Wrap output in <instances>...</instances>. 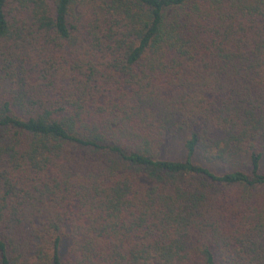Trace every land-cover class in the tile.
I'll return each instance as SVG.
<instances>
[{
  "label": "trees",
  "instance_id": "16d2710c",
  "mask_svg": "<svg viewBox=\"0 0 264 264\" xmlns=\"http://www.w3.org/2000/svg\"><path fill=\"white\" fill-rule=\"evenodd\" d=\"M260 139L264 0H0V264H264Z\"/></svg>",
  "mask_w": 264,
  "mask_h": 264
},
{
  "label": "rangeland",
  "instance_id": "374dc122",
  "mask_svg": "<svg viewBox=\"0 0 264 264\" xmlns=\"http://www.w3.org/2000/svg\"><path fill=\"white\" fill-rule=\"evenodd\" d=\"M259 151L261 153V159L258 164V171L264 172V139H260L258 141ZM159 158L160 159H168V160H183L184 158V150L182 147V138L180 135H170L164 142L163 146L159 150ZM192 162H197L200 165L205 166L206 168L212 170L215 173H223L226 171H230L233 168H238L244 171H247V161L246 157L243 155H239L233 158L231 161L226 163L213 162L209 164L203 163L198 155L192 157ZM67 248V241L63 240L61 244V254L65 253ZM64 256V255H63ZM217 264H221L217 262Z\"/></svg>",
  "mask_w": 264,
  "mask_h": 264
}]
</instances>
